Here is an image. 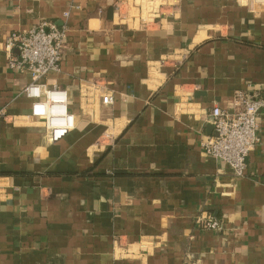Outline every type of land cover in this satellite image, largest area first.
<instances>
[{
    "label": "crops",
    "instance_id": "crops-1",
    "mask_svg": "<svg viewBox=\"0 0 264 264\" xmlns=\"http://www.w3.org/2000/svg\"><path fill=\"white\" fill-rule=\"evenodd\" d=\"M118 1L0 0V264H264V111L243 176L200 145L213 106L263 92L264 8L127 0L119 21ZM42 20L68 26L42 78L74 88L76 125L56 143L3 49Z\"/></svg>",
    "mask_w": 264,
    "mask_h": 264
},
{
    "label": "built area",
    "instance_id": "built-area-1",
    "mask_svg": "<svg viewBox=\"0 0 264 264\" xmlns=\"http://www.w3.org/2000/svg\"><path fill=\"white\" fill-rule=\"evenodd\" d=\"M125 1L120 0L116 4L119 21L125 19ZM238 1L253 12L264 8V0ZM64 16L67 18L69 11H65ZM67 38L66 23L58 25L50 20H42L29 29L12 31L3 43L8 66L30 75V80L22 89V93L31 100L29 116L41 124L54 143L74 129L76 117L68 107L67 89L57 84L47 85L42 78L60 70ZM165 59L161 62H165ZM98 79L93 82L98 87L101 102L112 104L113 93L102 83L103 78ZM234 102L239 108L232 111L219 105L212 107L210 121L214 126V134L203 137L200 145L206 155L225 161L235 176L241 177L246 170L248 154L259 143L257 132L259 118L264 111V89L260 96L240 92ZM197 222H202L209 229L222 228L221 223L212 216L199 217Z\"/></svg>",
    "mask_w": 264,
    "mask_h": 264
},
{
    "label": "water",
    "instance_id": "water-1",
    "mask_svg": "<svg viewBox=\"0 0 264 264\" xmlns=\"http://www.w3.org/2000/svg\"><path fill=\"white\" fill-rule=\"evenodd\" d=\"M262 84H264V83H262ZM263 87H264V85H263ZM65 88L67 89V92H68V107L72 108V106L74 104V98H75L73 96V93H72L74 88H71V87H65ZM75 89H77V88H75ZM211 119H212V117H211Z\"/></svg>",
    "mask_w": 264,
    "mask_h": 264
}]
</instances>
